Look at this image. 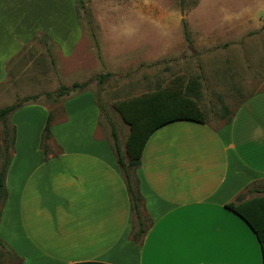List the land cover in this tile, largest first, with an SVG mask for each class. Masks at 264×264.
Returning a JSON list of instances; mask_svg holds the SVG:
<instances>
[{"label": "crops", "instance_id": "1", "mask_svg": "<svg viewBox=\"0 0 264 264\" xmlns=\"http://www.w3.org/2000/svg\"><path fill=\"white\" fill-rule=\"evenodd\" d=\"M77 4L0 0V83L37 39L59 45L68 61L86 40ZM62 112L64 130L84 122L88 143L51 139L46 159L40 141L49 106L30 103L9 118L16 133L0 251L11 254L0 264H262L253 231L225 205L262 195L264 92L243 102L225 127L175 121L149 137L136 170L146 224L138 242L111 141L99 134L95 94L65 98Z\"/></svg>", "mask_w": 264, "mask_h": 264}, {"label": "rangeland", "instance_id": "2", "mask_svg": "<svg viewBox=\"0 0 264 264\" xmlns=\"http://www.w3.org/2000/svg\"><path fill=\"white\" fill-rule=\"evenodd\" d=\"M82 2L86 11L78 3L77 20L86 40L67 54V62L61 47L49 43L52 64L47 46L37 39L7 65L6 79L0 83V108L39 95L37 102L49 106L52 139L59 145L63 140L71 147L88 143L82 120L65 130L59 123L67 97L57 102L46 97L60 84L69 87L91 80L87 89L98 94L122 148L129 129L114 106L123 100L191 83L200 94L197 104L206 122L217 129L227 126L249 97L264 92V0ZM105 73L111 77L98 85L96 76ZM100 114L99 134L111 141ZM4 261L7 257L0 251Z\"/></svg>", "mask_w": 264, "mask_h": 264}, {"label": "trees", "instance_id": "3", "mask_svg": "<svg viewBox=\"0 0 264 264\" xmlns=\"http://www.w3.org/2000/svg\"><path fill=\"white\" fill-rule=\"evenodd\" d=\"M78 3L85 12L82 0H78ZM184 35H187L186 28H184ZM41 40L46 45L45 39ZM46 50L52 64H54L50 48L46 47ZM97 54L100 58V53L98 52ZM110 77V73L100 74L96 76V82L98 85H102ZM90 82L91 80L82 83L74 82L69 87L60 84L57 90L53 93H47L46 97L53 102H57L62 97H69L87 90ZM194 89L193 84L190 83L185 88L177 86L172 89H158L117 103L114 108L129 129L124 149L120 147L118 133L113 122L104 112L103 106L99 102L98 94H95L97 107L108 123L113 152L124 178L130 208L134 216L135 242H138L146 231L144 200L139 191V179L136 175L143 149L149 137L156 130L172 122L192 121L200 124L206 123L204 114L197 104L200 94L198 90ZM38 99L39 95L25 96L13 104L0 108V126L2 128L0 141V213L7 197L5 177L11 161L16 133L15 127L10 123L9 118L19 108L35 103ZM52 118L49 113L41 133L40 146L45 159L51 152L49 149L50 143L48 142L52 139ZM232 118L233 114H231L228 123ZM256 192L262 195L246 201H239L237 204L229 203L225 207L243 219L251 228L261 246L262 264H264V189L256 190ZM0 246L4 248L1 242ZM4 254L7 258H10L11 253L5 252Z\"/></svg>", "mask_w": 264, "mask_h": 264}]
</instances>
